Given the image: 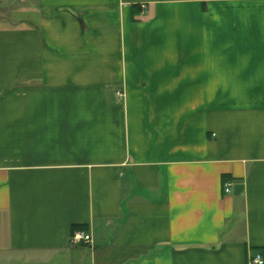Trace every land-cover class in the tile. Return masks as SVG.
Returning a JSON list of instances; mask_svg holds the SVG:
<instances>
[{
  "label": "crops",
  "instance_id": "0c3cea01",
  "mask_svg": "<svg viewBox=\"0 0 264 264\" xmlns=\"http://www.w3.org/2000/svg\"><path fill=\"white\" fill-rule=\"evenodd\" d=\"M255 253L264 0H0V264Z\"/></svg>",
  "mask_w": 264,
  "mask_h": 264
},
{
  "label": "built area",
  "instance_id": "2783aa9c",
  "mask_svg": "<svg viewBox=\"0 0 264 264\" xmlns=\"http://www.w3.org/2000/svg\"><path fill=\"white\" fill-rule=\"evenodd\" d=\"M118 96H121V93H118ZM229 192L230 185L226 183L224 185V193L227 194ZM91 241V236L83 231H74L70 236L72 245L90 244ZM248 264H264V259L260 253H255L250 257Z\"/></svg>",
  "mask_w": 264,
  "mask_h": 264
},
{
  "label": "trees",
  "instance_id": "16d2710c",
  "mask_svg": "<svg viewBox=\"0 0 264 264\" xmlns=\"http://www.w3.org/2000/svg\"><path fill=\"white\" fill-rule=\"evenodd\" d=\"M72 230H73L72 231V233H73L74 231L81 230V229H79V227H76V228H73Z\"/></svg>",
  "mask_w": 264,
  "mask_h": 264
}]
</instances>
